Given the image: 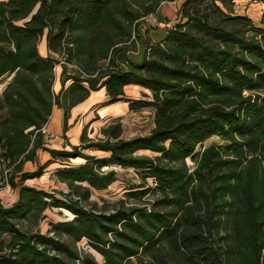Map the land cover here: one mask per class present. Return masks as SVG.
Returning a JSON list of instances; mask_svg holds the SVG:
<instances>
[{
  "label": "trees",
  "instance_id": "16d2710c",
  "mask_svg": "<svg viewBox=\"0 0 264 264\" xmlns=\"http://www.w3.org/2000/svg\"><path fill=\"white\" fill-rule=\"evenodd\" d=\"M174 1L0 0V79L12 76L0 95V176L6 172L18 190L12 206L0 202V264H97L57 234L87 239L104 264L142 257L164 264L157 255L163 248L185 264H264V15L256 26L223 10L231 12L236 0H184L179 22L160 43L145 44L141 63L133 62L140 22ZM44 35L59 61L40 55ZM59 64L77 68L73 76L63 71V86L72 80L63 95L53 90ZM129 85L151 93L130 101V110H154L150 134L125 140L121 124L110 125L103 139L88 141L104 158L78 146L46 148L42 128L55 105L67 130L69 110L92 91L105 88L116 103ZM214 137L223 144L205 147ZM39 150L62 164L85 161L55 170L70 189L61 198L25 185L51 164L38 163ZM28 162L34 172H24ZM112 166L155 181L152 209L98 213L83 206L91 189L116 181L113 170L103 171ZM50 207L74 218L52 224L54 235L28 230Z\"/></svg>",
  "mask_w": 264,
  "mask_h": 264
},
{
  "label": "rangeland",
  "instance_id": "374dc122",
  "mask_svg": "<svg viewBox=\"0 0 264 264\" xmlns=\"http://www.w3.org/2000/svg\"><path fill=\"white\" fill-rule=\"evenodd\" d=\"M219 5V3H218ZM176 6V5H174ZM221 6V5H220ZM222 7V6H221ZM223 8V7H222ZM231 16H244L249 18L256 26H260L261 19L264 15V2L259 0H236L231 5V12H227ZM174 16L172 27L179 22L178 11H174ZM214 19V17H212ZM159 22L158 16L154 15L153 17H148L147 19L140 22L142 37L140 36L137 39L136 48L138 45H141L142 42L151 43L149 37L145 36L151 30L157 32L158 30H163L166 26H162ZM162 26V27H161ZM44 37V36H43ZM42 37V39H43ZM41 39V40H42ZM144 44V45H145ZM39 49V46H38ZM58 70L56 73L58 74ZM12 80V76H4L0 79V95L3 93L7 84ZM132 94H136L137 97L144 100H148L145 97L143 91L139 89H130ZM151 94V93H150ZM119 119L123 121L125 125V138H133L138 136L148 135L154 126V114H151V110L144 109L142 114H118ZM100 117L97 114L93 115V121L95 125L91 130L87 129L86 131V140H81V137L71 135L73 142L80 148V152L85 155L94 156L96 158H104L105 154L99 153L98 151L89 147V140H100L104 138L103 127L107 126L110 122H113V114H101ZM56 135H50V140H56ZM62 141L64 144L68 143V140L63 138ZM223 142L219 138H211L208 140L204 146L208 147L210 145H220ZM201 148L199 147L198 150ZM138 155H148L154 156L148 151H141ZM44 158L41 157L40 161L44 162ZM39 161V160H38ZM84 159L82 158H72L68 161H64L62 164L61 161H55L52 165L48 166L41 177L29 179L25 182V185L34 187L40 190H45L51 194H54L57 198H61V193H68L70 189L64 183H61L57 177L55 170L62 166H79L84 164ZM188 166L192 169L194 163L191 159L187 160ZM7 169V167H5ZM24 172H34L36 170V165L34 163H26L23 166ZM114 171L116 174V181L111 184L106 190H95L91 189L90 197L87 201L83 202V206L87 209L93 210L98 213H112L118 209H131V208H146L152 209V203L158 197V192L155 190V181L151 177H146L142 171L134 168H121L112 166L109 167L108 171ZM0 176V202L4 206H10L14 203L17 198L18 190L13 189L7 182L5 176ZM150 188L149 191L141 195L138 193L139 190H144ZM74 218V215L62 208H48L43 215V218L39 223L35 224L30 222L27 224L28 230L34 232H41L42 234L54 235L55 233L50 232L52 230V224L58 222L71 221ZM62 241L67 242L71 247H73L79 255L84 258L94 259L97 264H104L103 257L97 253L89 244L87 239H82L79 242L74 241L68 235L57 234ZM110 239L112 237H109ZM160 260L164 264H185L181 257L174 255L173 252L163 248L160 250V254H157ZM133 264H151V259L149 257H142L141 259L134 258L132 260ZM153 264H159L157 261H154Z\"/></svg>",
  "mask_w": 264,
  "mask_h": 264
},
{
  "label": "crops",
  "instance_id": "0c3cea01",
  "mask_svg": "<svg viewBox=\"0 0 264 264\" xmlns=\"http://www.w3.org/2000/svg\"><path fill=\"white\" fill-rule=\"evenodd\" d=\"M184 0H176L174 2H163L159 9L157 10V13L155 15L158 16L159 22L163 24L165 27L160 28L163 30L150 31L145 36L149 37L151 44H157L160 43L164 37L167 34L168 29L172 27L173 18L176 15L174 14V11H179L181 5L183 4ZM176 5V6H174ZM161 26V27H162ZM140 36L142 37V30L141 26L139 29ZM145 43L142 42L141 45L137 46L136 51H133L129 54V58L136 63H141L144 57L145 52ZM39 53L42 57H49L53 60L59 61L60 58L58 55L50 52L47 49V42H46V35H44L43 39L39 43ZM102 66L106 65V62H103L101 64ZM58 70V74L56 71ZM66 71L67 76H73L77 73V68L71 65L62 66L61 64L57 65L55 68V82L53 86V90L56 94L61 93L63 95V90L69 88V86L72 84V80H69L65 83L63 86L62 83V74L63 71ZM130 89H139V91H143L144 95L150 96V91L136 85H129L125 88V100L119 101L116 103H110L109 98L107 96V92L105 88H101L97 91H92L90 96L85 99L84 101L74 105L68 113V120H67V130L64 129V110L63 108L55 105L52 110V114L50 116V120L48 124L46 125L47 135H45V146L46 148L50 150H65V151H71V146H76V144L73 142V139L71 138V135L81 137L84 130L89 129L91 130L92 127L95 125L96 121H93V115L97 114L100 117L101 114H113V122H110L107 126L103 127V129H106L110 125L114 124H121L122 128V134L121 138L125 140H130L133 138H125V125L123 121H121L118 117V114H142L144 109L151 110V114H154V110L152 108H144L141 110L133 111L130 110V101H138V100H144L142 98H139L136 96V94H132ZM154 128V126H153ZM150 134V133H149ZM50 135H56V140H50ZM68 140V143H63L64 139ZM99 153L105 154L104 152L98 151ZM38 156V163L41 165H44L48 162H51L50 165H52L53 162L59 161L55 160L51 157V155L47 151L39 150L37 153ZM43 157L45 160L44 162L40 161V158ZM32 163V162H28ZM35 164V163H34ZM36 165V164H35ZM49 165V166H50ZM18 200V193L17 198L15 199L14 203ZM13 203V204H14ZM2 204V203H1ZM12 204V205H13ZM10 205V206H12ZM5 206V207H10Z\"/></svg>",
  "mask_w": 264,
  "mask_h": 264
},
{
  "label": "built area",
  "instance_id": "2783aa9c",
  "mask_svg": "<svg viewBox=\"0 0 264 264\" xmlns=\"http://www.w3.org/2000/svg\"><path fill=\"white\" fill-rule=\"evenodd\" d=\"M154 15H151L150 17H153ZM42 133L44 134V135H47V130H46V126H44L43 128H42ZM108 169H109V167H105L104 169H103V171H108Z\"/></svg>",
  "mask_w": 264,
  "mask_h": 264
}]
</instances>
